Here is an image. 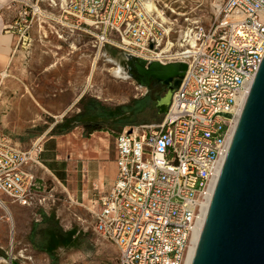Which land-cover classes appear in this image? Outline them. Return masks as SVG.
<instances>
[{
    "label": "built area",
    "instance_id": "2783aa9c",
    "mask_svg": "<svg viewBox=\"0 0 264 264\" xmlns=\"http://www.w3.org/2000/svg\"><path fill=\"white\" fill-rule=\"evenodd\" d=\"M58 1L84 32L148 63L188 65L157 128L117 135V180L89 209L118 264H187L264 59V0L209 12L203 0ZM41 152V139L24 150L0 135V206L52 201L35 173Z\"/></svg>",
    "mask_w": 264,
    "mask_h": 264
},
{
    "label": "rangeland",
    "instance_id": "374dc122",
    "mask_svg": "<svg viewBox=\"0 0 264 264\" xmlns=\"http://www.w3.org/2000/svg\"><path fill=\"white\" fill-rule=\"evenodd\" d=\"M17 1L11 30L19 45L0 78V107L7 118L35 130L76 117L86 99L98 102L91 115L115 114L110 125L116 135L146 128L151 132L162 123L164 115L157 105L167 87L147 89L131 77L130 58L139 57L137 53L108 43L102 34L80 30L74 18L66 19L58 0ZM203 1L209 12L225 0ZM117 68L123 76L113 73ZM55 191L42 207L22 208L10 201V211L0 206V255L8 264H118L117 246L94 231L89 209ZM56 229L63 237L55 238Z\"/></svg>",
    "mask_w": 264,
    "mask_h": 264
},
{
    "label": "water",
    "instance_id": "95a60500",
    "mask_svg": "<svg viewBox=\"0 0 264 264\" xmlns=\"http://www.w3.org/2000/svg\"><path fill=\"white\" fill-rule=\"evenodd\" d=\"M139 84L168 88L167 114L185 77V63L130 58ZM192 264H264V59L240 116L208 209Z\"/></svg>",
    "mask_w": 264,
    "mask_h": 264
},
{
    "label": "crops",
    "instance_id": "0c3cea01",
    "mask_svg": "<svg viewBox=\"0 0 264 264\" xmlns=\"http://www.w3.org/2000/svg\"><path fill=\"white\" fill-rule=\"evenodd\" d=\"M17 3V0H0V78L8 72L19 45L16 32L11 30L15 14L12 10L17 9ZM3 109L4 106H1L0 135L8 137L16 147L24 150L36 140H42L40 165L35 168L40 181L60 190L73 204L88 209H92L102 195L112 190L118 176V134L110 125L113 120L106 121L105 125L102 120L76 122L71 124L74 126H70L68 132L54 133L53 130L61 124L59 121L36 127L35 130L33 127L26 129L22 123L7 118ZM97 125L104 126L97 130ZM54 232L51 234L54 235ZM0 264L8 263L4 261Z\"/></svg>",
    "mask_w": 264,
    "mask_h": 264
},
{
    "label": "trees",
    "instance_id": "16d2710c",
    "mask_svg": "<svg viewBox=\"0 0 264 264\" xmlns=\"http://www.w3.org/2000/svg\"><path fill=\"white\" fill-rule=\"evenodd\" d=\"M86 99H82L81 100V103H82V105L84 104V108H83V110L81 111V113L79 114V115H77L76 117H74V118H71V119H65L64 121H63V123H61L60 125H58L54 130H53V132L54 133H56V132H68L71 128H70V126H71V124L72 123H81V122H83V121H88V122H90V120H102L103 121V123H104V125H105V123H106V121H109V120H111L112 118H115V114H110V112H109V115H111V116H113V117H109V115H107L106 113H102L103 115H97V116H93V115H91V113H90V110H92V107H93V104L94 103H98V102H96V101H93V102H91V100H88V101H85ZM108 113V112H107ZM166 114H164V116H165ZM111 118V119H110ZM67 124H70V125H67ZM104 125H102V126H104ZM74 126V124L71 126V127H73ZM102 126H99V125H97V127H95V129H97V130H101L102 129ZM50 222L51 223H53L54 224V228H57L56 226V224H55V222L53 221V220H51L50 219ZM56 225V226H55ZM55 233L57 234L56 236L57 237H55V238H60V235L63 237V235L60 233V231H58V229H56V231H55Z\"/></svg>",
    "mask_w": 264,
    "mask_h": 264
},
{
    "label": "bare ground",
    "instance_id": "6f19581e",
    "mask_svg": "<svg viewBox=\"0 0 264 264\" xmlns=\"http://www.w3.org/2000/svg\"><path fill=\"white\" fill-rule=\"evenodd\" d=\"M150 7V6H148ZM103 41V40H102ZM113 73L118 76V77H121L123 76L122 75V70L120 68H117L113 71ZM209 205V202L207 203V206H206V210H207V207ZM1 206L3 208H5L7 211H10L8 206L6 204H1ZM206 210H205V213H206ZM200 229L201 227L198 229V231L196 232L195 234V237H194V243H193V246H192V249H191V252H190V255H189V258H188V262L187 264H192V261H193V257H194V254H195V251H196V246H197V243H198V239H199V235H200ZM23 255V254H22Z\"/></svg>",
    "mask_w": 264,
    "mask_h": 264
},
{
    "label": "flooded vegetation",
    "instance_id": "af4514ba",
    "mask_svg": "<svg viewBox=\"0 0 264 264\" xmlns=\"http://www.w3.org/2000/svg\"><path fill=\"white\" fill-rule=\"evenodd\" d=\"M129 72L131 73V77H136V78H138V74H137L136 69L134 68V64H133V62H132V68L129 70ZM155 85H162V84L157 83V82H152L151 85H150V87H153V86H155ZM167 90H168V88H167Z\"/></svg>",
    "mask_w": 264,
    "mask_h": 264
}]
</instances>
